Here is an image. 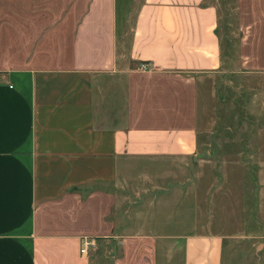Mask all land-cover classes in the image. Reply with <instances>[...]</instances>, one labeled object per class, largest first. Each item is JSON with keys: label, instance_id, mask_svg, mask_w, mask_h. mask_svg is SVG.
Listing matches in <instances>:
<instances>
[{"label": "crops", "instance_id": "obj_1", "mask_svg": "<svg viewBox=\"0 0 264 264\" xmlns=\"http://www.w3.org/2000/svg\"><path fill=\"white\" fill-rule=\"evenodd\" d=\"M217 27L208 0H0V264H96L115 241L111 264H238L169 218L127 229L134 182L158 188L132 171L197 158Z\"/></svg>", "mask_w": 264, "mask_h": 264}, {"label": "rangeland", "instance_id": "obj_2", "mask_svg": "<svg viewBox=\"0 0 264 264\" xmlns=\"http://www.w3.org/2000/svg\"><path fill=\"white\" fill-rule=\"evenodd\" d=\"M208 1L217 8L225 67L197 82V158L147 165L154 169L140 165L132 171L155 175L152 183L158 188L146 202L142 195L152 184L134 182L141 195L132 196L127 229L135 231L142 224L151 230L147 219L169 218L178 222L181 234L226 237L224 263L260 264L264 261V76L250 72H258L256 67L244 68L241 54L264 56V4L260 10L256 0ZM151 205L163 210L156 212ZM116 243L100 252L103 259L96 264H111L106 257L113 248L118 252Z\"/></svg>", "mask_w": 264, "mask_h": 264}, {"label": "built area", "instance_id": "obj_3", "mask_svg": "<svg viewBox=\"0 0 264 264\" xmlns=\"http://www.w3.org/2000/svg\"><path fill=\"white\" fill-rule=\"evenodd\" d=\"M142 68H144V66L142 67ZM93 245V243H91V242H86L85 243V245H84V247H82L81 249H80V253L81 254H83V253H85L86 252V250H87V245Z\"/></svg>", "mask_w": 264, "mask_h": 264}]
</instances>
